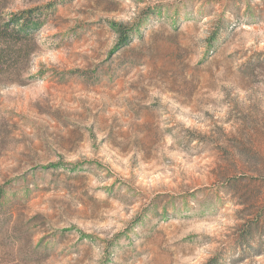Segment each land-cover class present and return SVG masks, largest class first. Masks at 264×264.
Masks as SVG:
<instances>
[{"label": "rangeland", "instance_id": "1", "mask_svg": "<svg viewBox=\"0 0 264 264\" xmlns=\"http://www.w3.org/2000/svg\"><path fill=\"white\" fill-rule=\"evenodd\" d=\"M30 11L0 264H264V0H0V26Z\"/></svg>", "mask_w": 264, "mask_h": 264}, {"label": "trees", "instance_id": "2", "mask_svg": "<svg viewBox=\"0 0 264 264\" xmlns=\"http://www.w3.org/2000/svg\"><path fill=\"white\" fill-rule=\"evenodd\" d=\"M34 12L15 16L0 26V67L12 62L13 76L17 66L22 62H26L27 65L36 50L31 36L40 28L41 23Z\"/></svg>", "mask_w": 264, "mask_h": 264}]
</instances>
